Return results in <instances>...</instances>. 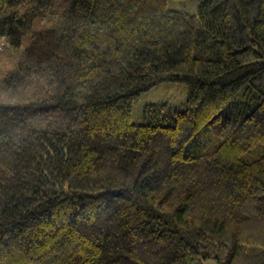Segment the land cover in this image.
<instances>
[{"label":"trees","instance_id":"trees-1","mask_svg":"<svg viewBox=\"0 0 264 264\" xmlns=\"http://www.w3.org/2000/svg\"><path fill=\"white\" fill-rule=\"evenodd\" d=\"M0 264H264V0H0Z\"/></svg>","mask_w":264,"mask_h":264},{"label":"rangeland","instance_id":"rangeland-1","mask_svg":"<svg viewBox=\"0 0 264 264\" xmlns=\"http://www.w3.org/2000/svg\"><path fill=\"white\" fill-rule=\"evenodd\" d=\"M199 0H168V7L173 10L195 13ZM187 89L184 84L163 82L143 92L133 103L131 121L134 124L143 122L145 109L150 106L168 103L171 106L181 105L186 101Z\"/></svg>","mask_w":264,"mask_h":264}]
</instances>
